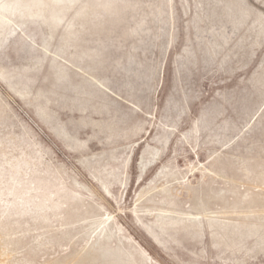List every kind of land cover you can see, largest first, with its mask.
<instances>
[{
	"label": "rangeland",
	"instance_id": "rangeland-1",
	"mask_svg": "<svg viewBox=\"0 0 264 264\" xmlns=\"http://www.w3.org/2000/svg\"><path fill=\"white\" fill-rule=\"evenodd\" d=\"M0 264H264V0H0Z\"/></svg>",
	"mask_w": 264,
	"mask_h": 264
}]
</instances>
